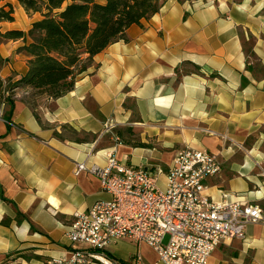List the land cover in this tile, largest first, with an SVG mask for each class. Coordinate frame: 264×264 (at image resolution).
Wrapping results in <instances>:
<instances>
[{"label": "crops", "instance_id": "1", "mask_svg": "<svg viewBox=\"0 0 264 264\" xmlns=\"http://www.w3.org/2000/svg\"><path fill=\"white\" fill-rule=\"evenodd\" d=\"M5 2L15 12L0 22V80L12 84L27 70L20 47L30 38L2 33H26L40 14ZM126 37L95 54L58 98L40 96L32 107L24 89L0 88L1 100L6 90L13 100L0 106V264H48L81 246L67 236L73 213L109 195L74 167H103L113 147L120 162L154 173L178 149L214 153L222 168L207 178V194L264 214V0H164ZM155 176L164 187L165 176ZM106 253L117 264L136 253L141 264H164L126 238ZM208 264H264V221L247 224L244 239L221 241Z\"/></svg>", "mask_w": 264, "mask_h": 264}, {"label": "built area", "instance_id": "2", "mask_svg": "<svg viewBox=\"0 0 264 264\" xmlns=\"http://www.w3.org/2000/svg\"><path fill=\"white\" fill-rule=\"evenodd\" d=\"M3 94L2 103L10 91ZM112 126L106 121L104 132ZM106 155L103 167L75 164V174L96 175L109 197L73 213L67 236L73 245L81 246L48 264H117L106 249L121 238L146 243L164 264H208L221 241L244 239L247 224L264 221L257 204L226 198L214 201L207 194V178L222 168L214 153L178 149L168 167L155 168L157 175L166 178L164 187L151 169L120 162L114 147ZM129 263L141 264L140 254Z\"/></svg>", "mask_w": 264, "mask_h": 264}, {"label": "trees", "instance_id": "3", "mask_svg": "<svg viewBox=\"0 0 264 264\" xmlns=\"http://www.w3.org/2000/svg\"><path fill=\"white\" fill-rule=\"evenodd\" d=\"M0 22L13 21L10 2L1 4ZM26 13L38 12L27 32L11 29L4 38H30L20 47L27 55V70L7 89L27 91L25 102L34 107L36 98H58L70 91L76 77L110 43L126 40V30L141 25L162 6L164 0H17ZM4 83L0 80V88ZM11 106L13 100L5 99ZM2 104L0 96V106ZM118 134L119 131H117Z\"/></svg>", "mask_w": 264, "mask_h": 264}, {"label": "rangeland", "instance_id": "4", "mask_svg": "<svg viewBox=\"0 0 264 264\" xmlns=\"http://www.w3.org/2000/svg\"><path fill=\"white\" fill-rule=\"evenodd\" d=\"M13 9H14V8H13ZM14 12H15V11H14ZM13 15H14V14H13ZM16 17H17V20L20 21V19H19V17H18V14L16 15Z\"/></svg>", "mask_w": 264, "mask_h": 264}]
</instances>
